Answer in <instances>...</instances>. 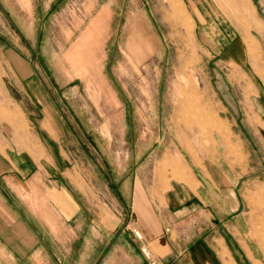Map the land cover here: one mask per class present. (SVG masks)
Returning <instances> with one entry per match:
<instances>
[{"label": "rangeland", "instance_id": "obj_1", "mask_svg": "<svg viewBox=\"0 0 264 264\" xmlns=\"http://www.w3.org/2000/svg\"><path fill=\"white\" fill-rule=\"evenodd\" d=\"M9 143L59 162L87 202V232L106 208L124 215L123 179L140 174L158 198L176 180L197 190L208 179L205 212L168 226L166 248L150 246L166 254L157 264H208L207 243L234 264H264V0H0Z\"/></svg>", "mask_w": 264, "mask_h": 264}, {"label": "crops", "instance_id": "obj_2", "mask_svg": "<svg viewBox=\"0 0 264 264\" xmlns=\"http://www.w3.org/2000/svg\"><path fill=\"white\" fill-rule=\"evenodd\" d=\"M199 14L207 20V16ZM209 29L203 25L200 36L211 47L217 46L218 38ZM81 36L87 37V30ZM19 100L25 106L23 99ZM25 108L30 116L36 115L37 111ZM32 146H0V264H140L141 260L143 264L162 263L166 254L157 256L150 246L166 248L171 244L168 226H180L183 216L190 217L200 210L203 213L204 209L196 204L204 207L214 198L206 195L207 187L212 190L214 186L203 177L204 188L193 190L184 181L176 180L158 198L136 174L132 179H123L114 195L119 213L125 212V216L106 208L98 230L94 227L96 231L87 232L86 200L59 171V162L47 153L40 155V148ZM211 203L216 204L213 200ZM237 203L238 199L233 206L227 203L228 209L224 203L222 209L218 205L210 211L227 213L235 210ZM125 219L127 223L123 225ZM131 225L141 231L142 239L133 236ZM207 245V252L200 249L205 263L213 264L211 255L219 251L225 264H234L226 249L227 252H220L219 246ZM146 248L148 251L143 252Z\"/></svg>", "mask_w": 264, "mask_h": 264}, {"label": "built area", "instance_id": "obj_3", "mask_svg": "<svg viewBox=\"0 0 264 264\" xmlns=\"http://www.w3.org/2000/svg\"><path fill=\"white\" fill-rule=\"evenodd\" d=\"M132 233L134 234V236L137 238V239H142V233L141 231L137 228V227H134L132 229Z\"/></svg>", "mask_w": 264, "mask_h": 264}]
</instances>
